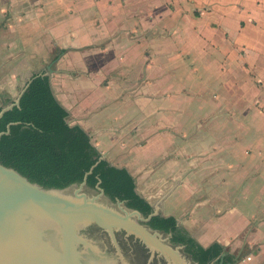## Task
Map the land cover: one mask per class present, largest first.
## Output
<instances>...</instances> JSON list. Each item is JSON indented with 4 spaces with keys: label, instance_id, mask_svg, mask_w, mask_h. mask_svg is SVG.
<instances>
[{
    "label": "crops",
    "instance_id": "obj_1",
    "mask_svg": "<svg viewBox=\"0 0 264 264\" xmlns=\"http://www.w3.org/2000/svg\"><path fill=\"white\" fill-rule=\"evenodd\" d=\"M39 73L152 210L264 264V0H0V107Z\"/></svg>",
    "mask_w": 264,
    "mask_h": 264
},
{
    "label": "water",
    "instance_id": "obj_2",
    "mask_svg": "<svg viewBox=\"0 0 264 264\" xmlns=\"http://www.w3.org/2000/svg\"><path fill=\"white\" fill-rule=\"evenodd\" d=\"M26 86L14 102L2 101L0 116L19 103ZM99 182L91 188L84 177L63 187L46 186L0 160V264H128L116 232L142 241L164 264H185L179 251L189 264H199L184 244L171 241L170 232L150 226L158 214L154 209L145 215L124 199H112ZM75 184L83 191L61 192ZM227 253H220L219 264L241 260L233 255L234 263H224Z\"/></svg>",
    "mask_w": 264,
    "mask_h": 264
},
{
    "label": "trees",
    "instance_id": "obj_3",
    "mask_svg": "<svg viewBox=\"0 0 264 264\" xmlns=\"http://www.w3.org/2000/svg\"><path fill=\"white\" fill-rule=\"evenodd\" d=\"M67 117L68 111L56 99L48 75L35 74L19 103L0 116V160L46 186L63 187L85 177L87 185L95 187L100 181L112 199H124L127 205L149 214L152 206L136 192L130 172L101 158L87 132L78 124L68 123ZM148 223L170 232L171 241L184 244L199 264H219L223 246L217 242L201 245L173 216L157 214ZM233 257L227 253L223 262L234 263Z\"/></svg>",
    "mask_w": 264,
    "mask_h": 264
},
{
    "label": "flooded vegetation",
    "instance_id": "obj_4",
    "mask_svg": "<svg viewBox=\"0 0 264 264\" xmlns=\"http://www.w3.org/2000/svg\"><path fill=\"white\" fill-rule=\"evenodd\" d=\"M90 231L93 230L90 229ZM97 236L103 237L104 235L99 232ZM115 237L122 253L127 258L128 264H164L163 259L152 254L142 241L133 238L131 235L125 236L123 232H116ZM108 244L112 246L111 243Z\"/></svg>",
    "mask_w": 264,
    "mask_h": 264
},
{
    "label": "rangeland",
    "instance_id": "obj_5",
    "mask_svg": "<svg viewBox=\"0 0 264 264\" xmlns=\"http://www.w3.org/2000/svg\"><path fill=\"white\" fill-rule=\"evenodd\" d=\"M2 105V104H1ZM72 189L74 190H79V192H82L83 191V188H81L80 184H75ZM85 191V190H84ZM95 195V194H94ZM179 256L180 258L183 259V261L187 264V259L183 256V254L181 253V251H179ZM241 261V260H240ZM239 261V262H240Z\"/></svg>",
    "mask_w": 264,
    "mask_h": 264
},
{
    "label": "bare ground",
    "instance_id": "obj_6",
    "mask_svg": "<svg viewBox=\"0 0 264 264\" xmlns=\"http://www.w3.org/2000/svg\"><path fill=\"white\" fill-rule=\"evenodd\" d=\"M73 190L74 189H72V190H65V191H61V192H67V193H72L73 192ZM158 240V239H157ZM159 241V240H158ZM181 259V261L183 262V263H185L184 261H183V259L182 258H180ZM186 264V263H185ZM187 264H189L188 262H187Z\"/></svg>",
    "mask_w": 264,
    "mask_h": 264
},
{
    "label": "built area",
    "instance_id": "obj_7",
    "mask_svg": "<svg viewBox=\"0 0 264 264\" xmlns=\"http://www.w3.org/2000/svg\"><path fill=\"white\" fill-rule=\"evenodd\" d=\"M248 258H250L249 256H247Z\"/></svg>",
    "mask_w": 264,
    "mask_h": 264
}]
</instances>
